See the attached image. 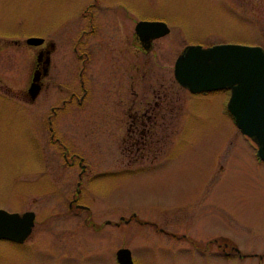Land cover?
<instances>
[{"label":"rangeland","instance_id":"rangeland-1","mask_svg":"<svg viewBox=\"0 0 264 264\" xmlns=\"http://www.w3.org/2000/svg\"><path fill=\"white\" fill-rule=\"evenodd\" d=\"M91 2L0 0V34L60 42L52 56L60 63L64 56L72 62L68 71L59 66V74L68 73L70 84H76L79 65L73 52H90L81 71L86 90L82 106L57 110L52 125L58 145L86 164L78 201L87 206V214L66 211L78 168L65 166L61 151L56 156L47 141L52 87L43 89L34 104L25 105L20 91L28 81L26 53L20 55L19 48L10 45L5 49L9 53L0 57V90L5 93L0 91V195L7 187L11 201L24 193L26 206L39 221L49 216L33 232L34 251L52 249L56 256L51 260L38 254L24 264H116L118 247L130 249L134 264H232L214 251L208 257L194 252L191 243L204 244L216 234L227 236L244 252L264 254V165L255 161L254 144L226 112L228 90L190 94L172 76L173 60L186 44H253L264 49V0H96L91 13L86 12L99 32L94 37L88 36L94 25L86 26L81 16ZM109 9L120 13L124 28ZM134 11L139 17L150 13L170 26L143 55L135 41L133 46L128 42L131 26L123 15ZM74 39L78 43L71 49ZM132 53L138 57L135 77L141 76L134 89L169 84L177 120L168 126V158L150 170L125 173L120 172L125 161L115 145L113 123L102 126L99 117L109 107L119 77L127 82L126 74L133 72L128 66ZM54 90L59 92L57 86ZM41 163L47 172L37 171ZM17 175L20 181L14 179ZM131 211L182 238L128 220ZM82 215L88 216L84 222ZM120 215L124 221H119ZM240 264L256 260L244 257Z\"/></svg>","mask_w":264,"mask_h":264},{"label":"flooded vegetation","instance_id":"flooded-vegetation-1","mask_svg":"<svg viewBox=\"0 0 264 264\" xmlns=\"http://www.w3.org/2000/svg\"><path fill=\"white\" fill-rule=\"evenodd\" d=\"M95 2L96 0H92L91 3L86 4L81 10V16L84 17L86 26L88 25L91 28L93 27L95 21L93 23L94 18L87 16L86 12H88V14L91 13L90 10L93 6H95ZM109 10L116 16L118 20L120 13L114 12L111 9ZM132 13L133 14L125 13L123 15L128 17L127 24L130 23L129 26H131L129 31L130 40L128 42H130L133 46V41H135L136 44L134 46H136V49H139L138 54L143 55L146 51L153 49L155 41L158 38L164 36L165 33L167 34L170 26L162 18H153L150 13L148 17H139L136 11ZM108 19L110 20V17H107L106 21H108ZM139 21L161 22L164 23L165 26L162 24H156L150 28L143 29L137 27V23ZM118 22L120 23L121 28H124L122 27L123 23L120 18ZM179 29L180 27L178 28V31ZM163 31L165 32L161 34ZM79 32H81V30H79ZM179 32L181 33V30ZM98 33V31H95L94 25L93 32L88 36L94 37ZM30 36L31 35L19 38L7 37L6 34H0V57L3 58L4 53H9L5 49L7 47L9 49L10 45L19 48L18 53L20 55H22V52L26 53L29 63L28 81H26V84H24L20 91V100L25 105L34 104L36 102L37 96L43 89H46L49 86L52 87L53 100L49 105V113L51 114H48L45 118L46 129L48 132L47 141L52 147L51 149L54 151V153H56V156L58 153H60L59 151H61L60 154L65 166L68 168H78V171L76 172L77 180L75 181L74 193L70 195L66 201V206H64L66 207V211H68V213L70 212L72 214H80L81 212H84L87 214V206L78 201L79 194L81 192V183L83 184L82 176L86 172V164L83 162V158L80 155L74 152L69 153L64 146L58 145V139L56 136H54L55 131L52 125L53 117L56 115L57 110H64L65 108L69 107V105L73 104L78 105L79 107L82 106L86 90L81 79V71L85 66L86 60L90 58V52H73L74 58L80 65H78L76 68V73L74 75V81L76 84L73 85L69 83V80H67L68 73H66L65 77L64 75L59 74V66H61L62 70L68 71L72 68V62L69 61L67 56H64L62 57V62L60 63L52 56V54L56 52L57 46L60 45V42L57 43L54 39L48 37L36 36L40 37L41 40L36 44H29L26 42V39ZM124 37L127 39L126 36ZM77 43L78 41L74 39V41H72L70 44V48L75 49ZM90 46L92 47L93 51L94 45L92 44L91 40ZM84 47L89 49V46ZM61 51H63V49ZM27 53H29V55ZM136 54L132 53L131 57L134 55L133 61L131 60L128 64L129 68L132 69L133 72L130 71V73L128 72V74H126L127 82H123L121 77H119V83L116 87L114 97L110 105H108L109 107L106 108L105 106V113L99 117V122H101L102 126H105L107 123H113V127L115 129V145L119 149L121 160L125 161L121 163V165H124L125 167L123 169L119 168V170L121 169L120 172L125 173L142 171L143 169L150 170L155 166L160 165L161 162L168 158L169 149L166 147V139L168 138L169 134L168 126L171 121L177 120V117L172 114L174 105H172L170 92H168L170 88L169 84H164L163 82L157 84H148L146 86L147 90L141 88L140 92L134 89L135 85H137L136 80L141 78L139 75L135 77L134 73V71L139 69L137 62H135V60L138 61ZM24 59L25 56L23 57V60ZM0 64L2 65V61ZM24 64L25 62H23V65ZM2 68L3 67L0 66V69ZM33 74H36L37 76L39 90L34 98H30L27 89ZM61 84L64 85L63 88L60 86ZM56 86L59 92L54 90ZM0 87L3 91L1 83ZM180 89L185 90L182 87H180ZM109 109L111 110L108 111ZM77 116L79 115L73 117ZM73 117L71 122L73 121ZM257 163L263 164L262 162ZM40 170L47 172L45 165L42 163L40 164L37 171ZM38 176L40 177V174ZM14 179L20 181L18 175L15 176ZM7 189L8 190L5 194L0 195V264H24L27 259L30 262L33 261L32 258L34 256L37 257L38 254L47 259L49 256H51L49 259H54L56 256L52 249H47L50 251L49 254L47 253L46 249V251L41 250L39 253H35L34 247L36 246L35 242H37V240L32 239L36 226L39 224L44 225L47 217L49 216H46L43 220L39 221V217L37 216V213L34 211V209L26 206V197L24 193L20 194L18 191L20 196L17 199L11 201L8 194L9 188L7 187ZM53 206L54 205H50L49 209L52 214H55L56 211H52ZM6 213L17 214L18 219H22L23 214L29 213L30 225L28 231L24 232L23 234L26 224L25 221L15 220L13 221L12 225H10L9 218H6ZM87 217L88 216L83 217V222L87 220ZM118 219L119 221H124V218L121 215L118 217ZM128 220H133L138 225L143 223L144 225L152 227L155 232L170 235L172 238H182L181 234L165 230L162 226H158L157 222L154 223L150 221H143L137 218L135 211L130 212V217ZM115 225H118V223L115 222ZM10 233H12V235H9ZM183 239H187V237H183ZM230 240L227 236L216 234L204 244H191L193 246L194 252H197L200 255H205L208 257L212 251H214L216 254H218L217 256H220V258L223 260H232V264H240V261L244 257L255 259L256 264H261L264 258V254L262 252H244L243 249L241 250L237 244L231 242ZM211 247H213L214 250Z\"/></svg>","mask_w":264,"mask_h":264},{"label":"water","instance_id":"water-1","mask_svg":"<svg viewBox=\"0 0 264 264\" xmlns=\"http://www.w3.org/2000/svg\"><path fill=\"white\" fill-rule=\"evenodd\" d=\"M156 22H140L138 28H150ZM40 38L26 39L36 44ZM173 76L190 92L229 89L226 108L239 130L250 137L257 146V155L264 161V51L257 45L215 44L209 47L187 45L177 56L173 65ZM39 90L36 74L28 86L30 98ZM10 225L15 220L25 221V230L30 225V215L22 219L17 214H6ZM9 235H12L10 233ZM119 264H133L130 251H116Z\"/></svg>","mask_w":264,"mask_h":264}]
</instances>
